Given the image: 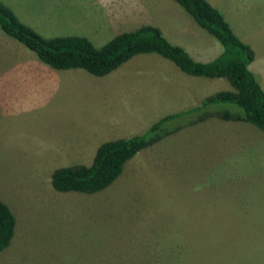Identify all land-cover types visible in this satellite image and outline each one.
Returning <instances> with one entry per match:
<instances>
[{"label": "rangeland", "instance_id": "obj_1", "mask_svg": "<svg viewBox=\"0 0 264 264\" xmlns=\"http://www.w3.org/2000/svg\"><path fill=\"white\" fill-rule=\"evenodd\" d=\"M207 1L253 51L248 68L264 90V0ZM0 3L43 38L82 36L98 47L151 25L190 57L221 50L172 0ZM141 57L156 70H130L128 84L114 87L105 77L118 68L102 77L53 70L0 33V200L14 217L0 264H247L264 257V133L245 123H195L203 111L188 114L165 122L164 130H175L149 147L152 159L140 169L125 166L105 189L58 193L50 186L54 169L90 164L88 144L118 131L114 104L122 90L134 106L131 118L152 117L157 93L181 100L179 93L194 92L170 61L131 59ZM96 78L105 82L92 90ZM199 81L195 92L204 96L230 89L223 79ZM150 87L159 89L150 95Z\"/></svg>", "mask_w": 264, "mask_h": 264}, {"label": "trees", "instance_id": "obj_2", "mask_svg": "<svg viewBox=\"0 0 264 264\" xmlns=\"http://www.w3.org/2000/svg\"><path fill=\"white\" fill-rule=\"evenodd\" d=\"M172 1L220 45V53L212 60H193L183 48L169 43L159 29L151 25L121 32L98 47L82 36L43 38L0 3V33L33 53L40 62L53 70L77 69L94 77H102L133 56L155 54L170 61L187 76L220 78L230 88L207 96L197 107L158 119L142 134L101 143L87 166L77 164L54 169L49 182L55 192L93 194L105 189L136 153L175 130H164L165 122L188 114L195 115L203 111L192 122L213 117L223 122L245 123L264 133V90L258 76L248 69L254 59L253 51L235 36L221 13L207 0ZM254 229L257 230V227ZM13 230L14 217L0 200V252L9 245ZM252 251L255 253L256 249ZM262 252L264 249H259V254ZM246 261L247 264H264V257Z\"/></svg>", "mask_w": 264, "mask_h": 264}, {"label": "crops", "instance_id": "obj_3", "mask_svg": "<svg viewBox=\"0 0 264 264\" xmlns=\"http://www.w3.org/2000/svg\"><path fill=\"white\" fill-rule=\"evenodd\" d=\"M213 48H215V50H213V51H215V54H213V51L211 53L208 52L206 54H200L199 53V55L201 57L200 56L196 57V53H195L191 58L193 60H195V61H198V62H208V61L212 60L214 57H216L221 51L217 47L213 46ZM207 56H209V58ZM153 59H154V57H151V60H153ZM135 60L136 59H130L127 62H125L123 65L118 67V69L116 71L120 70V73L118 75L109 74L108 76L105 77L106 81L116 82L114 84V87L116 85H119V84H120L119 86H121V84H126L127 83L126 82L127 79L131 78L130 75H133L131 73L128 74V72L130 70H132V71L138 70L140 67L142 68V70L148 69V70L152 71L153 68H154V70H156L157 66L154 63H151L150 61H147L144 57H141L139 59V64L140 65L135 63L134 62ZM77 72H79V71H77ZM138 72H140V69L138 70ZM54 75H56V74H54V73H46L45 74V76L49 77L48 78L49 81H52L51 77L54 78ZM75 76H77V75H75ZM182 76L184 78L187 90L188 91H194V92L179 93L180 97H181V100L176 99V97L174 95L172 97H169V98L158 97V93H157L155 95L154 99L149 102V104L151 105V108L153 110L152 117H149L148 114L145 113V114H143L141 116H135V117L131 118V115H133V112L135 111L133 109L134 106L128 105L127 97L125 95V93H126L125 89L122 90L121 92H119L121 98L119 100V98L115 97L116 98V103L114 104L115 112H116L117 116H119L121 118L120 124L118 125L119 126L118 131H117V128H116V132L113 135L108 136L110 139H106L104 141H101L100 143H98V144H96L94 146H93V143L92 144H88L89 145V152H90L91 160H92V157L94 155V152H95L96 148L101 143L107 142V141H111V140H116V139H126V138H129L131 136L139 135L140 131L144 130V128L147 127V123L148 122L152 124L153 122L156 121V119H160V118H162L164 116L171 115V114L182 113V112H184V110H188V109H192L194 107H197L202 102V100L204 98H206L209 95H212V92L207 94L206 96H204V93L202 91L201 92H195L196 90L202 89V82H200L199 79L201 80L203 78L191 77V76H187V75H185V76L182 75ZM55 78L57 80L59 78V76L56 75ZM218 79H220V78H218ZM135 81L132 82V83H129V85L136 84ZM91 82H92V86H90V87L93 90V89H98L100 87V85L102 83H104L105 81L101 82V81H99V78H96V79L91 80ZM193 82H194V84H192V85L189 84V83H193ZM196 84L199 85V87L197 89H196ZM191 86L195 87V88H191ZM189 87H190V89H188ZM158 89L159 88L156 89L154 87H150V90H152L150 95L153 94V93H156V91ZM225 90H229V89L226 88L223 91H225ZM129 108L132 109V111H130ZM206 119L212 120V121L215 120V118H213V117L206 118ZM126 122H128L129 124L126 123ZM200 122H202V121H198V122H195V123H200ZM219 123H220V120H218V124ZM225 123H235V122H225ZM95 136L96 135H93L92 138H95ZM98 140L99 139H97V141ZM143 150H145V151L144 152L142 150L139 151L130 160H128L124 164L123 168L125 166H128L129 168L132 169V165L134 166V164H136V166H138L136 169H140L142 165H144L146 162H148V159H152L153 156H152V153H151V149L148 147V148H145ZM86 161H89V159L88 160H86V159L79 160L78 163H80L79 165L87 166L89 164H88V162L86 163ZM123 168H122V170H123Z\"/></svg>", "mask_w": 264, "mask_h": 264}]
</instances>
